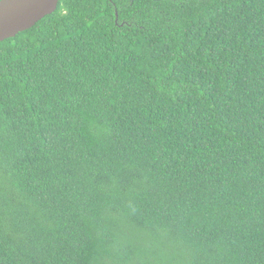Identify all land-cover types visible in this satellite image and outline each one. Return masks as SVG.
Segmentation results:
<instances>
[{
  "label": "trees",
  "instance_id": "trees-1",
  "mask_svg": "<svg viewBox=\"0 0 264 264\" xmlns=\"http://www.w3.org/2000/svg\"><path fill=\"white\" fill-rule=\"evenodd\" d=\"M0 264H264V0H60L1 41Z\"/></svg>",
  "mask_w": 264,
  "mask_h": 264
},
{
  "label": "water",
  "instance_id": "water-1",
  "mask_svg": "<svg viewBox=\"0 0 264 264\" xmlns=\"http://www.w3.org/2000/svg\"><path fill=\"white\" fill-rule=\"evenodd\" d=\"M60 0H0V42L31 28Z\"/></svg>",
  "mask_w": 264,
  "mask_h": 264
}]
</instances>
